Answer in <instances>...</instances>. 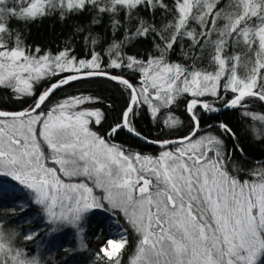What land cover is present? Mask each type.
I'll list each match as a JSON object with an SVG mask.
<instances>
[{
  "label": "snow or ice",
  "instance_id": "obj_1",
  "mask_svg": "<svg viewBox=\"0 0 264 264\" xmlns=\"http://www.w3.org/2000/svg\"><path fill=\"white\" fill-rule=\"evenodd\" d=\"M145 11L151 14L147 19ZM157 11L165 16L159 24ZM85 12L92 23L107 17L112 29H123V40L107 46L106 65L94 50L87 59L77 58L70 44L55 54L30 48L11 23L50 15L65 20ZM76 34L98 43L83 26L74 28ZM149 37L155 55L125 53L126 45ZM185 39L183 55L191 62L170 61ZM205 60L207 67L199 66ZM108 69L138 73L140 83ZM87 78L107 79L128 93L120 120L107 135L126 129L164 150L157 156L129 152L92 131L89 124L99 125L104 113L82 105L98 98L71 96L47 108L57 89ZM43 80L51 82L37 94ZM0 87L15 99L34 97L24 110H0V177L25 193L21 211L36 206L50 244L68 230L77 237L76 250L87 251L88 216L101 210L110 214L115 231L92 254V264H121L129 229L136 234L129 264H264V166L251 171L252 180L239 178L224 139L235 140L236 133L222 121L221 135L192 139L201 112L218 113L217 104L243 109L241 115L252 121L251 134L264 139V113L247 111L250 99L264 104V0H172L171 7L167 0H0ZM185 95L193 125L189 135L156 141L136 131L131 118L144 105L153 117L162 115L164 126H180L168 110ZM39 235L28 232L22 239ZM18 236L0 220V264H45L16 245Z\"/></svg>",
  "mask_w": 264,
  "mask_h": 264
},
{
  "label": "trees",
  "instance_id": "obj_2",
  "mask_svg": "<svg viewBox=\"0 0 264 264\" xmlns=\"http://www.w3.org/2000/svg\"><path fill=\"white\" fill-rule=\"evenodd\" d=\"M169 6H172V0H167ZM146 19L151 15L147 11L141 13ZM91 14L88 12L72 15L65 20H60L58 16H47L35 20L34 22H19L13 20L12 26L15 31L22 34L23 40L30 48L39 46L42 52L57 53L66 45L74 49V55L77 58H89L90 51L100 52L104 56V65L108 63L106 49L112 41L123 40V29L116 30L110 27L107 17L100 20L99 23H92ZM170 19V17H168ZM165 19L160 11L155 13V21L159 24ZM76 26L87 28L92 36L96 37L98 43L91 45L82 40L81 35H73ZM195 27V25H192ZM198 30V29H197ZM153 40L151 37L133 41L125 46V53L144 58L148 55H155L156 50L153 48ZM182 48H176L169 54V60L173 62L190 63L191 61L184 57L183 52L187 51L189 42L185 39L181 41ZM199 66L207 67V61H203ZM109 71L123 72L126 78L130 79L134 84L139 85L140 76L138 73L130 72L127 69H117ZM211 70V69H209ZM71 73H61V76ZM60 76L54 77L53 80L59 79ZM51 81L43 80L36 85L35 91L39 94L43 91ZM223 83V81H222ZM92 96L98 98L94 103H86L82 105L84 108L99 109L104 113V119L99 125L90 123V128L104 137L111 144L119 145L127 151H136L142 154L155 155L163 148L158 144L146 143L132 135L126 129H121L117 134L109 136L106 133L120 120L121 112L125 108L128 99V93L123 86L116 84L104 78H87L78 81H72L68 85L57 89L46 101L47 108H51L59 101L71 96ZM231 96V93H228ZM34 97H24L15 99L13 93L8 88L0 87V108L7 110L20 111L29 107ZM189 96H182L171 111L183 123L176 128H168L162 123V115L157 114L153 117L150 108L144 105L136 110L133 116L132 124L136 131L142 136L151 140L170 139L181 137L193 130L192 122L185 111V106ZM205 99L211 100V97ZM247 111L254 113H264V104L256 99L247 101ZM222 108V105L217 104ZM45 108V111H47ZM243 109H223L218 113L205 114L201 112L200 128L196 136H204L206 134L221 135L217 125L222 121L227 123L229 127L236 133V138L226 137L225 146L232 150L233 160L239 168V178L254 179L251 171L258 167L264 166V139H256L250 132L249 127L252 121L241 115ZM212 125V127H209ZM172 145L170 147H175ZM239 149L243 150V154ZM235 174V173H234ZM0 189L4 191L0 194V220L5 222V228H10L19 233L16 240L18 247L24 248L29 255H39L45 261V264H92V254L109 238V231L106 229V219L101 212H93L89 214L87 219V228L83 234V238L88 245L87 251L76 250V241L73 238L66 245L58 247H46L45 243L50 237L47 233V225L42 227L44 221L38 215L33 219L25 217L34 216L38 213L35 205L25 207L21 211L19 202L25 198L23 192L17 190L14 186L7 187L0 185ZM20 208V210H19ZM106 215V214H105ZM110 218V217H109ZM120 218V217H119ZM108 219V218H107ZM121 222L123 220L121 219ZM124 226L127 225L124 223ZM39 231L40 235L33 241H25L23 235L28 232ZM129 244L124 250L122 264L132 254L136 241V235L129 229ZM65 241V240H64ZM65 248L73 249V253L69 255L64 251ZM126 258V259H124ZM128 261V259L126 260Z\"/></svg>",
  "mask_w": 264,
  "mask_h": 264
},
{
  "label": "rangeland",
  "instance_id": "obj_3",
  "mask_svg": "<svg viewBox=\"0 0 264 264\" xmlns=\"http://www.w3.org/2000/svg\"><path fill=\"white\" fill-rule=\"evenodd\" d=\"M65 99H63V100H61V101H59L58 103H62L63 101H64ZM58 103H56V104H58ZM55 104V105H56ZM89 127H90V125H89ZM200 128V127H199ZM92 130V129H91ZM93 131V130H92ZM198 133V132H197ZM196 133V134H197ZM198 138V135L196 136H194L192 139H197ZM176 147V146H175ZM169 148H173V147H170L169 146ZM164 149H162L161 151H163ZM47 151V150H46ZM160 151V152H161ZM131 152H136V151H131ZM159 152V153H160ZM140 153V152H139ZM159 153H157V154H155V155H152V156H157V155H159ZM148 155V154H147ZM151 155V154H150ZM49 164H50V166H51V162L49 161ZM244 180H252V179H244ZM16 184V182H14V181H11V179L10 178H3V177H0V185H4V186H7V187H11V186H14ZM17 190H19V191H21L18 187H15ZM22 192V191H21ZM24 193V192H23ZM24 195H25V193H24ZM20 204H19V207H21L22 205H25V198H23V200L21 201V202H19ZM19 210H20V208H19ZM38 210V209H37ZM93 212H101L103 215H104V219H106V224L108 223V222H110L111 221V223H110V225L109 226H112V228L115 230V225H114V222H113V220H112V218H111V216H110V214L109 213H106V212H104V211H101V210H94ZM93 212H91V213H93ZM90 213V214H91ZM106 214V215H105ZM38 216V213H36L34 216H28V217H25V218H27V219H33V218H35V217H37ZM110 217V218H109ZM108 218V219H107ZM118 219H119V216L117 217ZM122 224H124V221L123 222H121ZM44 226H46V224L45 223H43L42 224V227H44ZM107 226H108V224H107ZM85 228H87V223H86V225H85ZM114 230L113 231H111V232H108L109 233V237L110 236H112L113 234H114ZM133 232V231H132ZM133 234L134 235H136L134 232H133ZM75 239V241H76V246H77V237L72 233V232H69L68 230H65L64 232H62V233H60V234H58V238L56 239V242L54 243V244H50L49 243V241H51L52 240V236L50 235V237H49V239L47 240V242L45 243V245H46V247L48 248V247H58V246H63V245H66V243H68V242H70L72 239ZM65 240V241H64ZM128 240H130L129 239V232H128ZM66 242V243H65ZM134 251H135V245H134V247H133V250H132V254L127 258L128 259V261H126L127 259L126 258H124V259H126L125 260V264H129V261H130V259H131V257H132V255L134 254ZM121 264H122V261H121Z\"/></svg>",
  "mask_w": 264,
  "mask_h": 264
},
{
  "label": "water",
  "instance_id": "obj_4",
  "mask_svg": "<svg viewBox=\"0 0 264 264\" xmlns=\"http://www.w3.org/2000/svg\"><path fill=\"white\" fill-rule=\"evenodd\" d=\"M71 74H74V73H71ZM68 75H70V74H68ZM223 109H224V108L222 107L221 110H223ZM0 110L9 111V112H15L14 110H7V109H1V108H0ZM20 111H21V110H20ZM126 131H127V130H126ZM127 132H128V131H127ZM191 132H192V131H191ZM191 132H190V133H191ZM128 133H129V132H128ZM190 133H188V134H186V135H184V136H187V135H189ZM129 134L132 135V136H134V137H136V138H138V139H140V140H143V139H141L140 137L135 136L134 134H131V133H129ZM141 136H142V135H141ZM184 136H181V137H175V138H170V139H167V140H177V141H178V140H180V139H181L182 137H184ZM143 137H144V136H143ZM193 137H194V136H193ZM193 137H192V138H193ZM149 140H151V139H149ZM162 140H165V139H162ZM143 141H144V140H143ZM156 141H158V140H156ZM150 144H154V145H155V144H157V143H150ZM158 145H159V144H158ZM169 146H172V145H169ZM169 146H168V147H169Z\"/></svg>",
  "mask_w": 264,
  "mask_h": 264
}]
</instances>
